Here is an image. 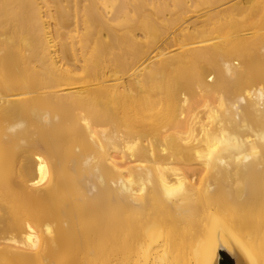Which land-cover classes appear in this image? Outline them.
<instances>
[{"label":"bare ground","instance_id":"1","mask_svg":"<svg viewBox=\"0 0 264 264\" xmlns=\"http://www.w3.org/2000/svg\"><path fill=\"white\" fill-rule=\"evenodd\" d=\"M0 264H264V0H0Z\"/></svg>","mask_w":264,"mask_h":264}]
</instances>
